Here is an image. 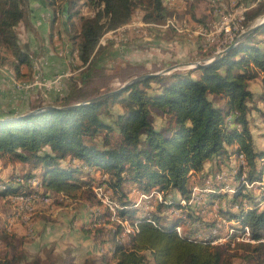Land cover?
I'll list each match as a JSON object with an SVG mask.
<instances>
[{
    "label": "trees",
    "instance_id": "obj_1",
    "mask_svg": "<svg viewBox=\"0 0 264 264\" xmlns=\"http://www.w3.org/2000/svg\"><path fill=\"white\" fill-rule=\"evenodd\" d=\"M45 1L55 19L65 16L68 26L80 16L77 48L82 67L87 68L82 75V85L88 82L95 69H105V64L117 57L112 50L114 44L101 43L107 35L128 25L137 9L144 12V21L148 24L161 25L172 18L163 0ZM82 3L91 11V16L81 14L79 5ZM245 7L248 11L244 13L242 26L247 32L264 17V1L246 0ZM190 10L193 12V6ZM23 19L20 0H0V49L13 57L14 73L21 77V68L30 66L32 61V56L19 44L16 32ZM239 38L227 47L233 46L228 54L210 65L144 79L102 102L64 109L76 105L68 103L80 92L75 83L66 98L56 101L58 105L37 108L43 110L35 114L30 113L36 109L23 115H15L12 111L7 117H0V120H10L0 123V160L17 162L28 168L27 172L11 175L9 183L0 180V198L32 193L26 183L34 176L42 181V193L51 197L62 195L81 199L88 193L89 198H95L92 185L97 178L83 167L71 166L78 161L108 176L103 182L120 207L118 217L137 224L128 242L117 240L123 235L119 223L118 231H113L116 264H235V259H241L242 264H264V191L254 193L246 186L255 187L264 177V152L256 151L249 126L250 103L254 99L250 83L261 79L264 87V24L237 42ZM1 57L0 62L6 58ZM154 80L161 85L157 94L150 93ZM111 103L112 106L122 105L121 114L115 118L108 108ZM153 109L166 122L162 129L153 125ZM20 117L23 118L17 119ZM113 132L120 136L116 145L111 143ZM102 134L100 146L97 140ZM240 155L245 157V166L241 164L235 169L227 185L212 182L210 205L215 200L227 199L228 208L220 209L219 213L229 220L230 226L235 225L233 221L238 223V226H231L236 230L233 237L246 231V237L254 241L237 243L234 248L232 242L213 246L199 236L213 237L219 226L215 220L204 234L199 228L182 231L181 225L193 221L190 213L171 221L161 216L172 207L190 209L178 205L174 193L180 195L179 199L189 198L193 173L199 174L203 182L224 167H234L230 161L234 156L236 162ZM66 161L69 166H64ZM209 163L213 166L206 170ZM234 179L233 187L230 184ZM128 182L137 184L147 195L157 189L156 192L163 193L165 199L171 198L173 203H157L155 211L146 212L145 217H136L141 207L125 191ZM217 186H221L220 189ZM227 186L233 195L225 193ZM191 210L198 219H204L195 209ZM0 237L5 241L12 239L5 229H0ZM14 259L15 256L12 260L5 256L0 264H13Z\"/></svg>",
    "mask_w": 264,
    "mask_h": 264
},
{
    "label": "rangeland",
    "instance_id": "obj_2",
    "mask_svg": "<svg viewBox=\"0 0 264 264\" xmlns=\"http://www.w3.org/2000/svg\"><path fill=\"white\" fill-rule=\"evenodd\" d=\"M171 1L172 0H163L166 7L170 6ZM260 1L264 0H258V2ZM20 2L25 19H23L21 24L16 28V32L18 33L19 44L28 52L29 56H32L31 65L24 66L23 68H29L27 71L28 73H26L24 77L15 74L14 68L11 64L13 62L12 60H14L13 57L0 49V58H2L1 56H6V58L0 62L2 63V65L0 64V76L2 81L0 90L7 93L5 94V97H1L0 100H2L1 103L3 104V108L14 109L15 111H12L15 112V115H23L35 109L37 110V108H45L49 105H58L59 103H56V101L66 98L65 95L72 89L71 84L73 85L76 82L82 84V75L87 70L86 67H82V61L79 59V51L77 48V34L79 33L81 26L80 16L78 15L74 19V23H71L69 26L65 21V16H60L56 20L54 13L49 19L38 21L36 16L39 14L40 10L48 8L53 12V10L47 5V2L45 0H20ZM184 2L189 3L185 10L182 7ZM245 2L246 0H175L174 6H170L171 11L175 10L172 15L170 14L172 16V21H169V24L166 21L164 24L156 26L146 23L144 21V12L137 9L132 21L128 25L119 29L116 34L118 38L117 40H112L113 36H111V39H109V36H106V39L104 38L102 41L103 43H101L102 45H106L107 40V42L114 44V47H112L113 50H116L121 46L132 45V52L130 51L128 56L124 58L109 61L105 64V69H95L88 82L85 85H82L78 95H74L68 103L77 104L78 102H87L100 95L118 90L136 78L148 74H159L170 67L186 65L177 70H173L170 74L178 72L184 73L193 70L192 64L210 59L212 56L226 50L217 53V51H219L218 48L222 46L221 44L225 38V35L219 32V28L221 26H228L227 24L230 21L224 20V17L228 15L233 16V19L238 26L239 22L242 20L240 18L246 8ZM197 4L201 5L197 6ZM79 6L82 7V15H86L87 17L91 16V11L88 10L83 3ZM191 6H193L194 12L200 17L202 24L199 25L187 18L192 12L190 10ZM247 11L248 10L244 13ZM207 14L209 15L207 16ZM49 21H51L55 28L51 26L50 29ZM258 23L254 24V26ZM204 27H206L205 29L213 30L214 36H209V38L205 35L203 32ZM160 40H165L171 43L173 42V48L171 54H169L171 55V58L165 61L164 52L155 53L152 51L153 59L157 58V63H154L153 60H148L146 58V55L148 54L146 53V46L153 42L152 44L157 47L156 42L159 44ZM150 48H152V46H150ZM184 49H187L186 56L190 58V61L186 62L187 64H179L178 60L174 59V57L180 55V52L182 56V50ZM211 53L212 55H210ZM54 54L55 57H58V60L56 61L57 65L52 74H47L46 70L50 64L48 57L53 56ZM207 55L210 56L206 58ZM153 78L148 79L152 80ZM252 89L256 94L252 103L257 105H261V103L264 104V87L262 81L260 80L253 84ZM160 90L161 85L158 81H152L150 93L157 94ZM51 93L53 96H51ZM126 96L127 95H125L124 98H126ZM112 105V103L109 104L108 108L111 110L112 115L115 118L117 115L121 114L122 111L120 110L122 105ZM254 109H256V106H254ZM257 110L258 109H256V112H258ZM12 111H7L4 117L10 115ZM258 113H255L257 117H259L260 114ZM151 120L154 127L158 130L162 129L166 123L164 118H162L154 109L152 110ZM110 121H113V119ZM262 131H264V126ZM110 137L112 145H116L120 142L118 132L111 133ZM103 138L104 134L98 137L97 143L100 146H102ZM234 160L233 156V163ZM16 163L5 161L4 168L1 169V171L6 169L7 165H11V168L12 166L16 168ZM236 163L237 166L233 170H229L230 168L227 170V167H224L208 178H214L215 181V178L219 174H222L221 178H224L226 174L234 175L235 169L241 167L237 160ZM69 165V161L64 162V166ZM71 166L83 167V170L91 171L93 176L97 178V181H101L102 184L96 181V183L92 185V191L94 196H96V199L93 197L89 198L88 193L85 194L86 197L84 196L81 199H73L62 195L52 196L50 201L49 198H42V201L39 200L35 203L30 219L26 220L23 214L20 215V213L17 212L19 207L17 206L18 201H16V197L10 195L5 199L0 198V229H5V231L12 237V239L10 238L7 241L2 240V237H0V259L7 256L12 260L15 256L13 264H100L102 260L101 256L104 251L109 252L110 246H113V244L107 245L106 243L108 241L113 243V231H118L119 224L123 228V235L117 239L120 242H128L127 239L135 234L137 224L130 223V221H123L117 215L120 207L117 202L112 199V191L108 190L106 184L103 182L108 176L103 175L101 170H95V168H90L78 161L73 162ZM27 170L28 168L19 167V169H13V172L15 175L27 172ZM33 174H35V171ZM193 175L194 173L192 174V177ZM79 177L83 176L79 175ZM199 177L200 176L197 175V177H195V179L193 178L191 181V194L188 199H179L180 195L176 193L178 197L176 198L178 205L185 208L189 207L190 209L184 211L182 208L178 209L172 207L168 209V211L165 210V214L166 212L172 211L173 216H167L169 220L171 221L172 218H178V216H188L190 213L193 221H187L186 224L181 225L182 231H193L194 228H199L201 231L204 230L202 231L204 234L209 232L208 225H211L212 220L216 221V225L217 223L219 224V222L224 221L227 225H223L224 227L221 228L220 231L221 233L223 231L224 234L220 233V237L227 239V244L232 242L231 247L234 248L237 243L250 242V240H239L236 243V236L233 237L236 230H233V227L231 226H238V223L233 221L235 225L230 226L229 220L219 213L220 209H227L229 204L218 203H229V201L227 199L215 200L213 201V205H210L211 200L209 194H206L204 197L202 192L205 190L206 184H212V182H210L208 178L201 182ZM29 181H31V179ZM29 181L26 183L27 185L29 184ZM5 182L9 183V179L5 180ZM194 182H196L197 185L194 186ZM213 184L216 183L213 182ZM227 184L228 182L226 185ZM234 184L235 179L233 182L231 180L230 186L233 185L234 187ZM260 184L255 187H251L250 185L246 186L248 190L254 193H259L264 191V177ZM217 187L220 189L221 186ZM227 187L229 189L226 190L227 192L225 191V193L231 194L232 191L230 192V190L232 189L229 186ZM94 188H102V196H100L98 191ZM30 189L32 191L30 195H33L35 193L34 190H32V187H30ZM124 189L129 193L130 199L138 203V206L141 207L138 214H136V217H145L146 212L149 213L155 211L156 207L154 206L157 203H173L171 198L165 199L163 193L156 192L157 189H152L151 194L147 195L145 192L143 193V189L141 190L137 184L129 182L125 184ZM40 190L43 192V189ZM42 194L47 195L44 193ZM197 195L202 197L198 200L200 201L199 203L193 199V196L197 197ZM191 197V203H196L195 207L188 206ZM151 199L154 200V203L150 202ZM97 201L100 202V204H98ZM105 201H107V203ZM107 206L112 212H116V215H112L111 211L107 209ZM191 209H195L199 212L200 216L204 218V221L198 219L195 216V212ZM58 210L60 212H72L74 214H84L87 216L86 223H82V226L80 223L79 226L85 227L88 231L94 232L91 234V237L93 239L96 238V241L94 242L89 236L88 240L92 246V251H95V255L92 251L88 254V251L90 250L89 246L85 248L82 247V252H69V248L66 249L65 245H61L57 242L60 241V239L57 240L55 236L51 237L52 235L46 237V234L49 232L53 235L57 232L56 227H59L58 223H60L57 220L59 214H56ZM43 212L46 214L41 215ZM109 214H111V218H109ZM207 215H211L209 217L210 219H206ZM99 217H101V221L98 226L95 227V220ZM40 218H46L45 220L48 222L41 223L42 227L37 228L36 221ZM74 221L75 218L71 220L72 223ZM52 223H55L56 225H49ZM196 223L200 224L199 227H195ZM52 227L55 229L51 230ZM18 228H23L24 232L18 233ZM97 230L101 231L98 232ZM216 230L219 231L218 228ZM95 231L98 232V234H96ZM177 231L181 232L180 229H177ZM42 234H44V237H42ZM247 237L249 238V236ZM200 238L204 237L199 236V239ZM20 243H22L23 246H20ZM233 263L242 264L243 261L241 259H235L233 260Z\"/></svg>",
    "mask_w": 264,
    "mask_h": 264
},
{
    "label": "crops",
    "instance_id": "obj_3",
    "mask_svg": "<svg viewBox=\"0 0 264 264\" xmlns=\"http://www.w3.org/2000/svg\"><path fill=\"white\" fill-rule=\"evenodd\" d=\"M174 3H175V0H172L171 3H170V6H174ZM188 4L189 3L184 2L183 6H182L184 10L187 8ZM200 5L201 4H197V6H200ZM170 6L168 7V9H170ZM170 12L173 13V12H175V10L171 11V9H170ZM193 12H194V10H193ZM194 14H195V17H192V14H190L189 16H187V18L190 21H192V22H196L198 24H201L202 22L200 20V17L195 12H194ZM208 15L209 14H207V16ZM52 16H53V12L50 9L45 8V9L40 10V12L36 16V18L38 19V21H41V20H44V19H49V17H52ZM49 23H50V25H49L50 29H51V26L54 27V25L51 23V21H49ZM150 25H152V24H150ZM152 26H156V25H152ZM118 31L110 34V36H113V37L115 36L117 38L116 34L118 33ZM49 32H50V30H49ZM107 36H109V35H107ZM173 41H175V40H173ZM152 43H150V45H148L149 47L146 46V53H148L146 55V58L148 60L150 59V60H153L154 63H157V58L153 59V55H152L153 52H155V53L164 52L163 54H165L164 55L165 61H167L169 58H171V55H169V54H171V51H172V48H173V42L171 43V42H168V41H165V40H162V41L160 40L159 44L156 42L157 47L154 44H152ZM175 44H177V43H175ZM150 46H152V48H150ZM132 50H133V46L132 45H126V46L118 47L115 50L116 53H117V57L113 58L112 60L114 61V60H117L118 58H124V57L128 56L129 52L130 51L132 52ZM182 52H183L182 56H181V52H180V55L175 56L174 59L178 60L179 64H187L186 62L190 61V58L186 56L187 49L182 50ZM159 56H161V55H159ZM57 58L58 57H55V54L53 56H49L48 57V61L50 62V64H49V66H48V68L46 70L47 74H52L53 71L55 70L54 68L57 65L56 61L58 60ZM206 58H204V59H206ZM172 59H173V56H172ZM131 65H132V63H131ZM23 68L24 67L21 68L22 77H24L25 74L28 73L27 71L29 69V68H25V69H23ZM260 80L261 79H257V80L252 81L250 83V91L253 93L254 98L256 97L255 96L256 94L254 93V91L252 89V85L257 83ZM76 83L78 84V87H77L78 89L77 90H80L81 87H82V84H79V82H76ZM1 84H2V81H1V76H0V85ZM71 86H72V84H71ZM259 91H260V89H259ZM70 92L71 91H69V93L66 94L65 97H67L70 94ZM5 94H7V93H4V92H2V90H0V99H1V97H5ZM263 94H264V90H263ZM51 96H53L52 93H51ZM1 102H2V100H0V117H3L7 113V111L14 110V109H12L10 107H8L10 109L3 108V104ZM254 106H256V109H258L257 111L260 114L258 112H256V109H254ZM250 108H251V112L249 114V124H250L249 126H250V130H251V134L253 136L254 147H255L256 151L264 152V131H262L263 130V126H264V114H263L264 113V104L261 103V105H257V104H254V103H250ZM120 111H122V108H121ZM255 113H258L259 117H257V115ZM4 162H5L4 160H0V179H4V180L9 179V177L14 174L13 169H19V167H23V165L16 163V168L13 167V166L11 168V165H7L6 169L1 171V169L4 168ZM231 162H233V157H232L230 163ZM234 164H235L234 167L230 168L229 170H233L234 168H236L237 163L234 162ZM239 164L241 165L242 163L239 162ZM212 166H213V164L209 163V164H207L205 166V169L206 170L210 169ZM227 170H228V167H227ZM197 175H199V174H194L193 177H192V180H193V178L195 179V177H197ZM174 196H175V198H178L176 193H174ZM16 201H18L17 197H16ZM163 213L164 212H162L161 216H165V217L173 216L172 215V211L166 212V214L165 213L163 214ZM45 214L46 213H44V212L41 213V215H45ZM56 214H59L57 220L60 222V223H58L59 227H56V231L57 232L54 235L51 232H49V233L46 234V237L49 236V235H52L51 237L55 236L57 238V240L60 239V241H57V242L59 244H61V245H65L66 249L69 248V252L70 251H72L74 253L82 252V250H83L82 247L85 248V247L89 246L90 250L88 251V254H90L89 252L92 251V246L90 245V242L88 240V236L90 238H92V237H91V234L89 233V231L85 227H81L82 223H86L87 216H85L84 214L83 215L82 214H77V213L74 214L72 212H70V213L69 212H60L59 210H58V212H56ZM74 218H75V221L72 223L71 220L74 219ZM45 219L46 218H44V219L40 218V219H38L36 221L37 228L42 227L41 223L48 222ZM80 223H81V226H79ZM49 225H54L55 226L56 224L52 223V224H49ZM53 229H55V228L52 227L51 230H53ZM22 232H24L23 228L22 229L18 228V233H22ZM42 237H44V234H42ZM94 239H93V241L95 242L96 238H94ZM106 244L109 245V244H113V243L108 241ZM114 247L115 246L113 244V246H110V251L109 252L104 251V253L101 256L102 257L101 258L102 259L101 263L107 261L110 264H116V262L118 261V258L115 256L116 252H115ZM100 250H101V248H100ZM64 251H66V250H64ZM92 252L95 255V251H92ZM99 252H101V251H99ZM91 255H92V253H91ZM88 256H90V255H88Z\"/></svg>",
    "mask_w": 264,
    "mask_h": 264
},
{
    "label": "built area",
    "instance_id": "obj_4",
    "mask_svg": "<svg viewBox=\"0 0 264 264\" xmlns=\"http://www.w3.org/2000/svg\"><path fill=\"white\" fill-rule=\"evenodd\" d=\"M248 10V8H245V11ZM244 11V12H245ZM244 12L242 14V17L240 19H242L240 22H239V25L237 26L236 24V21H234L233 19V16L232 15H228L226 17H224V20H229L230 22L227 24L228 26L227 27H224V26H221L219 29H220V33L221 34H224L225 35V38H224V41L222 42V46L220 48H218L219 51L218 52H221L225 49H227V47L229 45H231L235 39L237 37H239L241 34H243L244 32H246V30L244 29V27L242 26V22L244 20ZM169 21H172L171 19H168L167 20V23L169 24ZM238 22V21H237ZM142 25V24H140ZM131 26V25H130ZM215 27V25H214ZM126 28V27H125ZM216 28V27H215ZM218 29V30H219ZM217 30V32H218ZM118 31V30H117ZM210 31V32H209ZM116 32V31H115ZM203 32L205 33V35H207L208 37L209 36H214L213 35V30H208V29H205L203 30ZM114 33V32H113ZM210 38V37H209ZM109 39H111V36L109 35ZM115 39L117 40L118 38H116L115 36L112 38V40ZM106 43H107V40H106ZM230 164V163H228ZM35 180V178H32V181L29 182L28 186H30V183L33 182ZM208 180L210 182H214V178H208ZM197 185L195 182H194V186ZM95 189V188H94ZM95 190L98 191L99 195L102 196V191L103 189L102 188H96ZM231 192V190H230ZM14 197H17L18 198V209H17V212L20 213V215H24V218L26 220H29L30 217H31V213H32V209L34 208L35 206V203L38 202L39 200L42 201V198H49V201L51 200V196L50 195H43L42 194V191L39 190L38 194L37 195H30V194H22V195H16ZM202 197L198 196L196 197V202ZM107 203V201H105ZM196 204V203H195ZM195 204H188V206H195ZM218 204H229V203H226V202H220ZM157 205V204H156ZM156 205L154 207H156ZM107 209H109L111 211V214L112 215H116V212H112V210L107 206ZM216 214V213H215ZM211 215H207L206 219H208ZM210 219V218H209ZM197 227H199V225H195ZM239 240H252L251 238H248L246 237V231L242 233V235H236V243L237 241ZM212 245H218V246H226L227 245V239H224V240H219L217 242H212Z\"/></svg>",
    "mask_w": 264,
    "mask_h": 264
},
{
    "label": "water",
    "instance_id": "obj_5",
    "mask_svg": "<svg viewBox=\"0 0 264 264\" xmlns=\"http://www.w3.org/2000/svg\"><path fill=\"white\" fill-rule=\"evenodd\" d=\"M263 24H264V17L261 19V21L257 25L253 26L249 31H247L243 35H241L237 42H240L241 40H243L244 38H246L250 34L255 33L259 29V27L262 26ZM232 48H233V46L227 48L222 53H219V54H216L215 56H212L210 59H207V60L192 64V66H193L192 69L205 67L207 65H210V64L220 60L223 56L228 54L232 50ZM182 66H186V65H179V66H175V67H170V68L165 69L162 73H159V74H148V75L136 78V79L132 80L131 82H129L128 84H126L124 87H122V88H120L118 90H115V91H112V92H108L106 94H103V95H100V96H98L96 98H93V99H91V100H89L87 102H84V103H81V104H76L74 106H70V107H67V108H64V109H69V108H72V107H75V106H78V105H82V104H91V103L102 102V101H104V100H106V99H108V98H110V97H112V96H114L116 94H119V93L123 92V90H125L128 86H130V85H132L134 83L140 82V81H142L144 79L170 74L173 70H177V69H179ZM47 109H55V108L54 107H48ZM42 110L43 109H39V110L31 112L30 114H35V113L40 112ZM21 118H23V117H20V118H17V119H21ZM8 121H10V120L2 119V120H0V123L8 122Z\"/></svg>",
    "mask_w": 264,
    "mask_h": 264
},
{
    "label": "bare ground",
    "instance_id": "obj_6",
    "mask_svg": "<svg viewBox=\"0 0 264 264\" xmlns=\"http://www.w3.org/2000/svg\"><path fill=\"white\" fill-rule=\"evenodd\" d=\"M245 33V32H244ZM243 33V34H244ZM242 35V34H241ZM106 39V38H105ZM237 161L238 162H241L242 163V165L243 166H245V157L243 156V155H240L239 157H238V159H237ZM221 175L222 174H219V175H217V177L215 178V182H219V183H224V184H226L228 181H229V177L231 176V174L230 175H228V174H224L225 175V177L224 178H221ZM34 178V177H33ZM31 181H32V179H31ZM30 182V181H29ZM196 183V182H195ZM197 184V183H196ZM211 185L212 184H209L208 183V185L205 187V190L202 192V194H204V197H205V195L207 194H209L210 192H212V188H211ZM263 186V185H262ZM30 187H32L33 189L32 190H34V194L33 195H37L38 194V192H39V190L40 189H43V186H42V181L39 179V178H37V177H35V180L33 181V182H31L30 183V186H29V188ZM229 188H227V190H228ZM0 190H2V188H0ZM232 191V190H231ZM103 192V191H102ZM227 192V191H226ZM256 192V191H255ZM15 195H13V197H14ZM193 199H195L196 200V197L195 196H193ZM201 199V198H200ZM200 201H198V203H199ZM193 203V202H192ZM196 205V204H195ZM195 207V206H194ZM109 210V209H108ZM100 221H101V217H99V218H97L96 220H95V227H97L98 226V224L100 223ZM223 225H227L224 221L223 222H219V226H218V229L219 230H221V228L222 227H224ZM224 230V229H223ZM220 233L221 232H219V231H215L214 233H213V237H204V238H200L201 240L203 239V240H205V241H209L211 244H212V242H217V241H219V240H224V237H220ZM222 234V233H221ZM250 241H254V240H250ZM238 242V241H237ZM213 246H217V245H213Z\"/></svg>",
    "mask_w": 264,
    "mask_h": 264
}]
</instances>
